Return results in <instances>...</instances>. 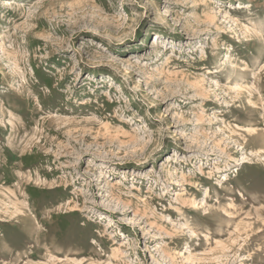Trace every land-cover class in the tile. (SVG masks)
Listing matches in <instances>:
<instances>
[{
	"label": "rangeland",
	"instance_id": "rangeland-1",
	"mask_svg": "<svg viewBox=\"0 0 264 264\" xmlns=\"http://www.w3.org/2000/svg\"><path fill=\"white\" fill-rule=\"evenodd\" d=\"M0 264H264V0H0Z\"/></svg>",
	"mask_w": 264,
	"mask_h": 264
}]
</instances>
